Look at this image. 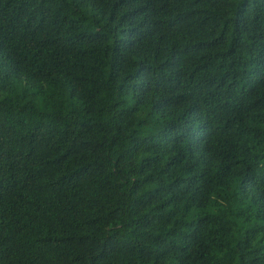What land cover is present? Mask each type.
<instances>
[{"label":"trees","instance_id":"1","mask_svg":"<svg viewBox=\"0 0 264 264\" xmlns=\"http://www.w3.org/2000/svg\"><path fill=\"white\" fill-rule=\"evenodd\" d=\"M0 264H264V0H0Z\"/></svg>","mask_w":264,"mask_h":264}]
</instances>
